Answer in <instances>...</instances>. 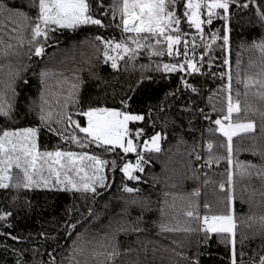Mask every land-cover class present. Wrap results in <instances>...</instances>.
Returning <instances> with one entry per match:
<instances>
[{"label":"trees","instance_id":"obj_1","mask_svg":"<svg viewBox=\"0 0 264 264\" xmlns=\"http://www.w3.org/2000/svg\"><path fill=\"white\" fill-rule=\"evenodd\" d=\"M17 10L25 11L33 20L37 9L31 7L38 4V0H7ZM91 5V14L103 21L106 27L96 25L81 26L75 30L58 29L50 33L45 55L37 58L31 55L9 57L14 67L21 69V78L16 82L18 96L15 101V111L11 120L0 117V133L5 129H19L36 127L39 125L37 117L38 107L29 110L32 101H38L40 82L38 74L41 67H48L71 80L77 74L81 80L79 84V100L77 105L82 110L88 107H109L131 114L143 115V120L131 124V135L135 137L137 127L143 129V136L137 143L141 148L143 139L149 138L155 132L161 133V152L149 153L145 151L143 172H135L140 177L139 181H125L119 167L113 168L112 161L117 166L123 163H136L135 153H123L115 149L111 153L103 152L92 145L83 149L90 154L102 156L108 160L106 175L110 187L98 188L95 196L75 191L57 189L34 188L32 190L0 189V210L10 212L7 223L0 222V264H16L17 255L12 249L22 253V264H70L69 256L73 257L71 264H97L99 259H93L92 251H103L96 244L87 241L93 236L101 240L103 229L101 225L108 223L109 217L116 216L120 210L127 207L125 218L133 223H139L142 231H129L112 233L118 244L120 256L114 264H192L195 258L198 264H230L227 234L212 233L207 242H204L202 232H167L161 231L160 225L170 227H183L189 218L184 215L188 201H193V207L202 219L204 215H224L228 213L227 191L219 189L220 182L227 185L228 161L227 141L220 133L215 131V124L205 119L207 115L211 120L223 115L227 109V97L232 95L234 100L240 101L241 112L233 113V118L239 122L251 120L255 127L251 132L240 133L233 137V182L234 195L233 209L237 220L236 229V258L241 259V250L244 264L251 261L259 262V257L264 255V235L255 232V225H247L249 216L258 218L264 215V182L253 176L248 178L235 169L237 161L242 164L261 165L264 163L260 149L264 148V133H261V119L258 114L248 112L245 116L244 109L247 105L253 108L261 107V102L254 93L258 85L253 81L264 76V61L258 50L251 48L253 40L259 42L264 38V28L257 22V5L264 9V0H256L248 8H237L236 4L230 5L229 14V45L223 46V19L216 18L211 25H203L206 33L211 35L217 32L221 37L211 48L212 67H208L207 58L202 65V72L187 76L188 83L195 85L198 93L185 90L181 81L183 73H171L167 78L157 72L156 61L169 62L167 54L164 57H154L151 66L146 54L138 56L135 68L125 67L121 61L117 70H113L110 63H104L103 46L95 40L97 35L104 39L115 38L119 40L122 30L117 27L120 23L119 15L113 19L111 14L112 4H122L123 0H102L105 7L98 8L101 0H88ZM184 0H178L177 8L182 16ZM249 0H240L243 5ZM105 8L107 14L105 15ZM222 11V10H218ZM202 18H206L203 17ZM15 24L0 16V38L6 43H15L9 39L11 29ZM182 30L194 32L189 29L186 20L182 21ZM30 33V28L25 34ZM43 39V38H41ZM191 39V37H189ZM199 39V36L197 37ZM182 49V45L180 46ZM28 45L25 43L24 51L27 53ZM202 49H197V53ZM197 60L200 59L197 55ZM227 59L229 64L225 65ZM5 63L0 59V64ZM28 66L25 70V66ZM204 68V69H203ZM7 67L0 70V81L6 78ZM35 73V74H34ZM215 73V75H213ZM229 74L231 80H229ZM144 77L141 83V77ZM25 79L27 83H25ZM249 81L248 89L244 81ZM229 87L231 91L229 92ZM50 88L58 91L55 80L50 81ZM248 92L247 96L245 92ZM53 107L56 98L49 95ZM127 101L125 107L121 101ZM215 107V111H213ZM203 109L204 115H201ZM70 111L72 109L70 108ZM73 118L81 126H85L86 118L73 111ZM77 134L83 138L84 134ZM208 143L212 148L206 147ZM38 150L43 151H74L82 149L70 141L60 140L57 135L41 128L37 137ZM201 157L200 160L196 156ZM220 157H223L221 159ZM39 163H43L40 161ZM45 174L47 171L45 169ZM19 175L13 169V179ZM53 179H55L53 177ZM208 181L205 184V181ZM139 189L138 193L122 191L123 184ZM193 191L199 192L198 196H191ZM13 196L18 197L13 200ZM137 199L146 205L142 208L139 204L125 203ZM209 207L206 209L204 205ZM89 209L95 212L99 219L89 218ZM139 218V220H138ZM196 218L191 219L193 228L198 226ZM68 225H75L69 235ZM116 227V225H113ZM99 230V232H98ZM5 233L20 237L13 240ZM44 233V235H41ZM77 234L80 239H77ZM247 235L244 247L241 249L240 239ZM82 248L83 252L73 251ZM110 250V249H109ZM127 250V251H125Z\"/></svg>","mask_w":264,"mask_h":264},{"label":"snow or ice","instance_id":"obj_2","mask_svg":"<svg viewBox=\"0 0 264 264\" xmlns=\"http://www.w3.org/2000/svg\"><path fill=\"white\" fill-rule=\"evenodd\" d=\"M256 3V0H249V3L240 4V0H184L182 16L177 8L178 0H123L122 4H112L111 14L113 19L117 15L120 17L118 28H122V33L119 40L115 38L104 39L97 35L95 40L103 46L104 63H109L113 70H117L121 61L125 62V67L135 68V61L138 56L146 54L149 65H141V68L150 67L154 57H164L167 54L169 62L156 61V71L162 72L167 78L171 73H183L181 81L184 83L185 90H190L193 93H198L199 89L188 83L187 76L195 73H201L202 67L207 58L208 67H212L211 48L221 37L217 32H212L208 35L203 25H211L216 18L223 19V46L227 48L229 45V14L230 5L236 4L237 8H248L250 4ZM31 7L37 9L35 21L22 9L17 10L13 5L8 4L7 0H0V16L11 20L15 27L11 29L9 39L15 40V43L5 42L0 38V59L5 63L0 64V70L7 67L6 78L0 81V117L6 120L12 119V114L15 111V101L18 96L16 91V82L21 78V69L14 67L9 57H20L21 55H31L37 58H42L45 55V46H47L50 33L58 29L75 30L81 26L96 25L106 27L101 19L95 18L91 14V5L88 0H38V4H32ZM98 8L105 7L102 3L97 5ZM222 10V11H218ZM104 14H107L105 8ZM206 17V18H202ZM257 22L261 28H264V9L259 5L256 8ZM186 20L188 28L194 29V32H185L182 30V21ZM30 28V33L25 34V30ZM199 36V39L197 37ZM191 37V39H189ZM43 38V39H41ZM25 43L28 45L27 53L24 51ZM182 45V49L181 46ZM202 49L197 53V49ZM251 48L258 50L262 61H264V38L259 42L253 40ZM197 55L200 59L197 60ZM225 65L229 64L227 59L224 60ZM28 66H25V70ZM35 74V73H34ZM40 82V92L38 101H32L29 105V110L33 107H38L37 117L39 125L36 127H25L19 129H5L0 133V189H12L18 192L20 189L32 190L34 188L57 189L63 191H75L84 194H92L95 196L98 188L104 189L110 187L108 177L106 175V166L108 160L102 156L90 154L83 151L95 145L96 148L103 152L111 153L115 149H120L123 153H135L136 163H123L122 166H117L115 161H112V167H119V171L123 174L125 181H139L140 177L135 175V172L144 171L145 151L149 153L161 152V133L155 132L149 138L143 139L141 148H137V143L140 142L143 136V129L137 127L135 129V137L131 135L129 129L130 121H141L143 115L131 114L127 111L109 108V107H88L87 110H82L77 107L79 105V84L81 80L77 74L69 77L64 76L63 72H57L48 67H41L38 74ZM215 75V73H213ZM55 80V86L58 91H53L50 88V81ZM143 75L141 83L143 82ZM229 80L231 75L229 74ZM27 83V80L24 81ZM258 85V90L254 93L257 99L261 102V107L253 108L247 105L244 109L245 116L249 111L253 114H258L261 119V133H264V76L253 81ZM245 88L248 89L249 81H244ZM231 91L229 87V92ZM248 92H245L247 96ZM49 95L56 98V105L53 107L49 100ZM121 103L127 107V101L122 100ZM70 108L72 111H70ZM73 111L82 114L87 118V126H81L77 120L73 118ZM215 111V107H213ZM240 101L234 100L232 95L227 97L226 112L218 116L214 121L207 115H204L203 109H200L201 115L205 119L214 123L215 131L220 133L227 141V185L222 181L219 184L221 191H227L228 213L224 215H204L201 219L199 214L193 207V201L189 200L187 209L184 215L189 218L186 226L170 227L167 224H161L160 230L167 232H202L204 233V242H207L209 235L227 234L228 242L231 245L229 250L230 264H244L243 256L245 253L241 250L238 261L236 258V229L237 220L235 219L233 201L234 182H233V137L238 133L251 132L255 127L251 120L239 122V118H233V113H240ZM41 128L48 132L57 135L60 140L70 141L82 149L80 152L74 151H39L37 144L38 133ZM83 133L81 138L77 134ZM207 148L211 149L212 144L208 143ZM260 155L264 159V148L260 149ZM223 159V157H220ZM200 160L199 155L196 156ZM42 161L43 163H39ZM13 169L18 170L19 175L13 179ZM45 169L47 174H45ZM235 169L243 176L251 178L253 176L264 182V163L261 165L242 164L237 161ZM53 177L55 179H53ZM208 181H205L207 184ZM123 192L132 194L138 193L139 189L130 187L127 183L123 184ZM199 192L193 191L191 196H198ZM264 196V192H261ZM18 197L13 196V200ZM130 204H139L140 207H146L145 204L132 199L125 202ZM207 209L209 205L205 204ZM116 216L109 217L106 225H101L103 232L101 240H97L95 236L87 241L89 244H96L103 251H97L95 248L92 251L93 259H99L97 264H114L116 258L120 256L118 244L115 242V235L109 237L112 233L118 232H139L143 229L139 227V223H133L125 218L128 213L127 207L120 210ZM11 216L10 212L0 210V222H4L6 226L11 227L7 223ZM196 218L199 221L198 226H191V219ZM89 218L99 219V216L89 209ZM247 226L253 228L255 232L264 235V215L258 218L249 216ZM139 220V218H138ZM116 225V227H113ZM69 235L74 230L75 225H68ZM99 232V230H98ZM13 240H19L20 237L12 236L11 233H5ZM44 235V233H41ZM81 234H77V239H80ZM247 235H242L240 239L241 249L244 247ZM110 249V250H109ZM17 255L16 264H22V253L12 249ZM73 251L83 252V249L75 247ZM127 251V250H125ZM73 257L69 256L71 264ZM50 264H55L51 261ZM78 264V262H77ZM192 264H198L194 258ZM251 264H257L255 259ZM258 264H264V255L259 257Z\"/></svg>","mask_w":264,"mask_h":264},{"label":"rangeland","instance_id":"obj_3","mask_svg":"<svg viewBox=\"0 0 264 264\" xmlns=\"http://www.w3.org/2000/svg\"><path fill=\"white\" fill-rule=\"evenodd\" d=\"M109 63H110V62H109ZM85 118H86V117H85ZM133 122H135V121H130V122H129V129H131V124H132ZM85 126H87V118H86V124H85ZM238 134H240V133H238ZM142 145H143V143L141 144L140 147H142Z\"/></svg>","mask_w":264,"mask_h":264},{"label":"built area","instance_id":"obj_4","mask_svg":"<svg viewBox=\"0 0 264 264\" xmlns=\"http://www.w3.org/2000/svg\"><path fill=\"white\" fill-rule=\"evenodd\" d=\"M121 30H122V28H121ZM201 67H202V65H201Z\"/></svg>","mask_w":264,"mask_h":264},{"label":"bare ground","instance_id":"obj_5","mask_svg":"<svg viewBox=\"0 0 264 264\" xmlns=\"http://www.w3.org/2000/svg\"><path fill=\"white\" fill-rule=\"evenodd\" d=\"M204 69V68H203Z\"/></svg>","mask_w":264,"mask_h":264}]
</instances>
